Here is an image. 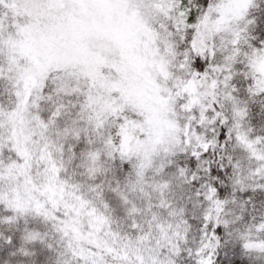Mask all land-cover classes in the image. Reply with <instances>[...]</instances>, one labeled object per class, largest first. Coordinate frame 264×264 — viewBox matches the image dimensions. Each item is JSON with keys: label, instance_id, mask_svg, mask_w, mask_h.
<instances>
[{"label": "snow or ice", "instance_id": "1", "mask_svg": "<svg viewBox=\"0 0 264 264\" xmlns=\"http://www.w3.org/2000/svg\"><path fill=\"white\" fill-rule=\"evenodd\" d=\"M0 264H264V0H0Z\"/></svg>", "mask_w": 264, "mask_h": 264}]
</instances>
